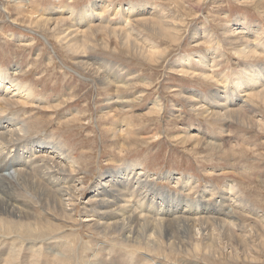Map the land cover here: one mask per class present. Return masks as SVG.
<instances>
[{
    "label": "rangeland",
    "instance_id": "1",
    "mask_svg": "<svg viewBox=\"0 0 264 264\" xmlns=\"http://www.w3.org/2000/svg\"><path fill=\"white\" fill-rule=\"evenodd\" d=\"M15 2L20 6L24 4L28 6V10L25 9L26 15L31 18L37 15L57 18L59 10H54V14L50 13L51 8L56 6H68L74 12H79L85 6L102 2L110 5L111 9L109 8V12L100 14L96 11L94 15L101 16L105 20V24L106 22L110 23L111 29L97 30L93 26L90 27L89 24L74 27L81 35L86 34L85 36L91 40L90 44L93 45L89 44L92 48L88 45L87 48L84 47L74 53L67 49L62 39L59 40L56 37L57 33L61 34L67 27L69 29L67 32L74 31V28L72 30L69 28L74 24L72 20L74 18L63 15L67 17L66 23H61L63 25L60 24L56 31H45L42 26L37 27L38 24L34 26L25 23L27 20L21 19L22 11L19 13L18 5ZM130 7H133L132 9L137 12L143 11L144 8L147 10V12L143 11L137 19H151L147 13L156 11L162 12L172 21L175 19L179 33L173 40L174 42L162 37L163 34L159 31L151 30L150 21L141 25L132 22L134 20L128 19L127 15V17L124 16L123 12L129 11ZM235 19H241L246 26L252 25L255 37H264V0H59V2L57 0H0V67L11 76V79L16 78L23 86L29 87V91L31 94L33 93L31 95L33 97L30 98L35 103L24 104L25 106L18 103L17 106L9 107L7 112L8 114L15 113V116L23 114V117L20 118L25 123L27 121V124L30 123L28 126L32 131L29 129L30 133L25 134L24 146L25 144L29 145L33 138H37V141L44 139V142H59V144L61 143L60 147L65 150L64 156L70 157L75 162L76 170L71 173L70 178L67 173L62 175L61 172H57L58 177H61L62 186L66 188L75 185L74 189L76 190L73 191H76L78 197L80 196L79 202L75 201L74 203L71 222H64L61 217L57 221L65 233L63 236L67 237L62 242L64 245L65 241L71 242L70 251L72 250L71 255L75 258L71 260L70 264H81L83 255L91 254L90 252L94 249L103 250L108 245L111 246L107 239L98 236L94 229H91L93 227L85 226L83 222L86 219L82 215L83 204L85 205L87 199L90 198L93 192L92 188L97 184V178L101 174L115 172L123 167L129 168L131 164L139 166V171L148 175V180L152 184L140 194L139 201L142 204L140 203V207L137 209L140 213L157 215V208L162 200H167L169 193H179L192 205L186 211L181 208L184 211V217L207 216L211 207L206 209L194 206V204L198 202L211 205L212 202L213 204L218 202L227 191L225 185H231L234 186L240 199L245 201L246 205L249 204L254 213L262 217L264 223V127L259 129L255 123L256 121L264 123V104L251 98L245 111L240 110L228 121L227 119L219 121L212 117L201 119L202 117L197 116L190 107L188 108V104L183 99V94L189 90L195 91L199 96L208 95L210 91H232L225 90L226 88L233 89L229 82L233 79L231 72L234 71V68L236 69L235 66L239 62L244 61V59L236 57L234 52L236 45L233 44L230 49V46L223 44L221 52L225 59L218 58L216 63H219V66L212 70V74L219 81L223 80V77L229 78L227 83L216 85L195 76H181L177 72V68L175 70L174 67H171L180 57L188 56V54L191 57L192 65H196L192 58L194 52L206 49L214 51L217 48L213 45L211 47L210 45H197L191 37L193 32L201 34L202 29H208L216 38L218 37V40L222 41L221 33L225 27H237L234 26ZM96 23L98 24V21ZM125 24L130 25L132 33L129 34L127 30L125 31ZM113 30H117L115 35L111 32ZM124 34H129V36ZM254 36L250 38L251 41L255 38ZM124 43L128 47H124ZM151 43L158 47L160 51L158 57L149 58L142 53L143 46ZM260 56L263 57V60L250 63L255 66L263 65L264 53ZM79 62L82 66L79 65ZM245 63L248 64V61ZM97 70L99 71L97 72ZM108 75L109 78L114 77L117 80L124 78L125 84L115 85L117 88L105 85L103 78ZM120 103L127 108L124 110L118 108L116 104ZM155 103H160L159 110L156 109ZM235 116L237 118L233 119ZM252 116L255 119V124L249 121ZM238 119L239 122H237ZM127 124L131 125V129ZM126 129L130 131V134L123 133ZM189 134L194 137L193 140L190 139L191 143L181 140ZM46 135L51 137V140L43 138ZM205 142L210 145L215 144L216 147H208L210 145ZM44 147L37 150L35 148V150L45 153L47 147ZM10 149L11 147L1 150V152L6 154ZM42 153L40 156L37 155L39 160L43 158ZM51 159L56 167L64 164L62 158ZM50 164L51 162H49ZM31 169L36 168L32 166ZM28 170H30V166ZM165 174L177 178L178 181H181V178L193 179L195 188L190 194L185 191L180 192L178 185L159 178ZM65 183L67 184L65 185ZM81 185L83 186L82 195L80 191L77 192V188H81ZM206 187L208 189L203 194L202 190ZM211 187L215 193L211 199L213 201H210L206 195ZM115 200V198L110 199L112 202ZM150 201L152 202L150 203ZM131 202L134 205L136 201L131 199ZM213 204L212 206H215ZM87 208L89 210V207ZM38 211L42 212L36 210V212ZM179 213L181 211L178 209H169L167 213H164V217L173 220L177 215H180ZM237 218L236 224L238 223L242 235L248 237L249 245L260 250L258 255L249 257L250 259L246 261L242 255L238 260L229 258L226 256L228 254L226 252H223L224 255L221 256L214 253L207 254L209 256L204 255L206 254L205 245L209 244L212 238H214V243H223L228 239L230 244V238L225 236L226 231L223 229L221 232V228L214 225H211V230L208 231L209 234H214L213 237H208V241H205L208 239L205 238L207 231L202 228L205 239L202 237L201 251L196 254L197 252H192L194 242L190 236L197 228H194L192 232L189 225L178 223L179 227L176 223H169L165 225L167 228L165 226L163 228L164 237L166 235L163 239L167 242V238H169L170 243L174 242L175 245H178H176L177 247H166L170 250L168 253H171V248H176V253L172 254L171 264H179V257L184 258L187 264H264V247L262 249L259 238L250 231L252 226H259L258 221L250 215ZM182 225L183 227H181ZM2 227L4 228L5 225L0 227L1 236L6 237L4 232H10V235L14 233L9 238L10 241L13 239L12 244L18 246L16 249L23 251L24 246H27L30 241H34L25 239L24 237L27 236H25L24 230L17 226L15 227L18 228V231L14 227L4 231ZM16 235L27 240V243L16 239ZM35 236L36 234L31 238L36 239ZM69 236L70 238H68ZM2 240L1 237L0 248ZM180 242H183L182 246ZM11 243H8L7 246H11ZM40 243L42 244H38V246L44 252L45 242ZM129 245L133 248L144 247V244L143 246H137L134 243ZM53 246L55 251L62 248ZM8 251L9 248L0 257V260H3L0 261V264H45V258L35 253V257L38 256L37 260L32 257V252H29L31 257L26 253L24 256L25 254L21 252L23 255L19 254L20 256L15 257V260L13 258V261L7 262L9 257L11 258L10 251ZM239 251L241 252V250ZM139 252L143 253V251ZM192 253L193 255H191ZM147 256L153 258L154 255ZM124 259L123 263L120 260L121 264H128V260L124 262ZM50 260V264L54 263L53 259ZM250 260L252 261L250 262ZM107 261L113 262L114 258L107 259ZM153 261H155L154 258ZM157 262L159 261L157 260ZM151 264L155 263L151 262Z\"/></svg>",
    "mask_w": 264,
    "mask_h": 264
},
{
    "label": "bare ground",
    "instance_id": "2",
    "mask_svg": "<svg viewBox=\"0 0 264 264\" xmlns=\"http://www.w3.org/2000/svg\"><path fill=\"white\" fill-rule=\"evenodd\" d=\"M57 1L59 2V0ZM15 4L18 5L17 7L19 8V13L22 11L21 19L27 20V22L25 21L23 22L32 24L34 26H37L38 24L37 27L42 26L45 31H49V30H52L51 32L56 31L61 23L63 24L66 23L67 17L66 16L64 17L63 15H68V17L74 18L72 19L74 24L72 25L70 24L71 26L69 25L70 26L69 28L71 30L74 27L82 26L83 24H89L90 27L93 26L97 30L111 29L110 23L106 22L105 24L104 22L105 20H103L101 16H98V14H96L97 16L94 15L96 11H98V13L100 14V13H106L107 11L109 12V10L111 9L110 5L103 4L102 2L101 4H98V2H96L93 3L92 5L85 6L81 8L79 12H74V10L68 6L53 7L51 8L50 13L53 12L54 10H59V12L56 11L57 18L44 17V15L41 16L37 15L36 17L31 18L26 15L27 14L26 10H28L27 8H29L28 6H26L25 4L20 6L16 2ZM132 8L133 7H130L129 11L123 12L124 16L126 15L128 16V17L126 16L128 19L134 20L132 22L142 25V23L146 24L148 23V21H150L151 22L150 25L152 28L151 30H153L154 32L159 31L161 34H163V35L160 34L162 37H165L171 41L175 40L176 36H178L179 29L177 23L175 22V19L172 21L171 19H169V17L162 14V12L160 13L159 11H156L155 13L154 12L147 13L148 15H150L149 18L151 19L148 20L144 18L137 19L141 16V13H143V11L147 12V10L144 8L143 11L137 12L134 11V9ZM54 12L52 14H54ZM168 20H171L172 22ZM97 21L98 24L96 23ZM126 21L130 22L128 20ZM243 22L244 21H242L241 19L240 20L235 19L234 26L237 27L235 28L230 26L225 27V29L221 33L222 41L218 40L217 39L218 37L216 38V36L208 29H202L201 34H198L197 32H193L191 37L197 45L200 46L210 45V47L211 45H213L214 47L217 48L214 51L206 49L204 51L201 50L199 52H194L193 54L194 56L192 55V58L194 59V64L196 65H192L191 57L188 54L189 57L188 56L180 57L179 60L177 62H174L173 65L171 66L174 67L175 70L177 68V72L181 74V76H186V77L195 76L201 80H205L217 85L218 83H223V82L227 83L229 81V78L227 77L226 78L223 77V80L219 78L221 80L219 81L217 80L216 76L212 74V70L218 68L219 66V63L217 64L216 60L221 57L224 58L223 53L221 52L223 48V44H225L226 46H230V49H232L233 44L236 45L234 50L236 57H238L239 59H244L243 62H239V64L235 66L237 70L234 68V71L231 72L233 79L229 82L232 84L233 89L226 88L225 90H232V91L229 92L210 91L208 95L199 96L195 91L189 90L187 91V93L183 94L184 95L183 99L188 104V108L190 107V109L194 113H196L197 116H200V118L202 117L201 119L212 117L219 121L226 119L228 121L232 115L238 114L240 110L245 111L248 108L249 105L248 102H251V98L257 99L264 104V64L255 66L254 64L250 63L253 61L263 60V57H261L260 54L264 53V37L262 38H258L257 36L255 37L254 35L256 34L255 31L252 29V25L248 24L246 26L245 22L244 23ZM94 23H96V26H94ZM128 24H125L127 26V27L125 26V31L127 30L130 34L132 29H130V25ZM67 30H69L68 27L67 29H64V31L61 34L57 33L56 37L59 40L62 39V41L65 42L64 44L67 47V49H69V51L71 50L74 53L79 52V50H82V48L84 47L87 48V46L91 43V40L85 36L86 34H84V36L81 35L78 32V29L74 28V31H72L71 33H69L70 31L67 32ZM111 32L113 35H115L117 30L116 31L113 30ZM129 34L127 35L124 34V35L128 37ZM253 36L255 38H253V40L251 41L250 38H252ZM104 44L106 45V43ZM90 45L89 47L92 48L93 45L92 46ZM123 46L128 47L126 46L125 43ZM143 47L144 48L142 49V53L146 54L147 57L149 58H153L155 56L158 57V54L160 53L158 47H156L152 43L148 45L146 44ZM246 61H248V64L245 63ZM80 64L81 62H79V65ZM98 71L99 70H97V72ZM14 79H11V76L7 74V72L4 69L0 67V227L4 224L5 227L7 226V228L2 227V229H4V231H8L9 229L11 230L13 227L16 228L15 226H17L20 229L24 230L25 236H27L24 237L25 239L34 240V241H30L27 246L23 247V251H22L20 249H16L18 246L16 247L15 244L11 243L13 239L10 241L9 237L12 236L14 233L10 235V232H4L6 237L0 235V238L1 237L3 238L2 240L3 242L0 248V257H2L3 253L9 248V251L11 253L9 251L8 252L9 255L11 254L10 256L12 259L9 257V259L11 260L8 259L7 262L13 261V258L15 260V257H17L19 254L20 255L22 254L21 252H23L24 254L26 253L27 255L29 254L28 256L31 257L30 256L31 253L29 252H32L33 254L31 255H33L32 256L33 258L35 257L34 255L35 253L39 254L42 258H45V264H50L51 261L50 259H53L52 261L54 263L52 264L55 263L70 264L72 263L71 260L72 259L74 260L75 258L73 257V255H71L72 250L70 251L71 246H69L71 242L65 241L66 244L64 245V242L62 241L64 238L67 237L63 236L64 232L61 230L62 227H60V225L57 224V221L60 219L59 217H61L64 222H69V221L71 222V218L73 216L72 211H73L74 203L75 201L79 202L80 196L78 197L75 193L76 191L75 192L73 191L76 190L74 189L75 185L66 188L62 186L61 177L60 178L58 177L57 172H61L62 175L63 173H67L69 177L70 175H72L71 173L74 172V170H76L75 162L73 159H70V157L68 158L67 156H64L65 150H63V148L60 147L61 143L59 144V142L58 143H56L55 141L44 142L43 141L44 139L43 140L40 139L39 141H37L36 140L37 138H33L31 139L30 143L28 141L29 145L25 144L24 146L25 139L23 138L25 137V134L30 133V130L32 131V129L29 128L30 126H28V124L30 125V123L27 124L28 122L27 120H26L27 122L25 123V121L22 120V118H20L23 117V114L20 116L16 114L15 116V113L8 114L7 111L9 110V107L15 106L18 103L20 105L33 103V99L31 100L30 98L33 97L31 96L33 93L31 94V92L29 91V87L27 85L23 86L20 82L17 81L18 79L16 78ZM123 80L124 78L121 80H117L114 77L109 78L108 75L107 77L103 78V83L105 85L115 86L120 83L125 84L124 83L125 80L124 82ZM181 94H179L180 97ZM240 95L244 97H241ZM156 103L154 105H156V109L159 110V108H161L160 103L159 104ZM39 104L41 103L39 102ZM116 105L121 110L127 108L125 105H122L121 103ZM234 118L237 117L235 116L233 117V119ZM254 120L255 119L253 116L249 118V121H251V123L252 122L254 123ZM237 122H239V119ZM255 123L257 124L256 126L259 127V129H263L264 127L263 122L256 121ZM127 125L128 128L131 129V125L129 124ZM123 133L128 135L130 134V131L126 129L125 131H123ZM189 136L186 135V137L184 136L181 140L184 141H190V139L193 140L194 138L193 135L189 134ZM43 138H48V140H51V137L49 136L47 137V135ZM14 142H17L18 144L13 145L12 143ZM189 143H191V141ZM42 146L47 147L46 152L45 153L44 152L42 153V151L36 152V150L40 149ZM10 147H11L10 151L7 152L6 154L4 153L5 155L1 152V150L3 151L4 149ZM208 147L215 148L216 145L211 144ZM41 153L43 154L42 156L44 160L43 158L42 159L40 158L41 160L37 158V155L40 156ZM56 157L59 159L62 158L63 160L62 163H64L62 164V166H57L58 168L55 166L54 161L51 159ZM49 162H51L53 167L50 166L51 164L49 165ZM29 166H30V170H28ZM32 166H35L36 169H31ZM138 167L139 166L135 164H131L129 168L123 167L121 169L116 170L115 172H106L104 174H101V176L97 178L98 182L93 186L92 188L93 192L90 198L88 197L89 199H87V202L85 201L86 202L85 205L83 204L84 208L82 210V215L86 219L83 223L87 228L93 227L91 229H94L95 233H97L98 236L107 239L111 243V246L108 245L107 247L103 248V250L94 249L93 251L90 252L91 254L83 255L84 258L81 264H121V261L124 258H126L124 259L125 260L124 262L128 260V264H151V262H154L155 264H171L172 254L176 253V248H171L173 253L172 251L171 253L170 252L168 253V251L170 250L166 247H177L178 245L176 244L177 245L176 246L174 242L170 243L169 238H167L168 239L167 242H165V240L163 239L164 237L163 228L165 225L169 223H173V224L181 223V224L189 225L190 226L189 228L192 229V232L194 228H197L196 231L193 232L192 236H190L192 237L193 239L192 241L194 242V245L192 244L193 245L192 252H197L196 254H198V252L201 251L200 241L202 240V237L205 234L203 233L204 231H207V237L205 238H208V237H213L214 235L208 233L209 229L211 230L210 228L211 225L221 228V232L224 229L223 231H226L225 236L230 238L229 239L230 244L228 243L229 242L228 239L223 243H214V238H212L210 240V243L205 245L204 250L206 254L204 255H207L209 253L212 254L214 253V254H218V256H221L223 252H226L228 254L225 255L228 256L229 258H234L235 260L236 259L238 260L240 255H242L244 261H246L250 259L249 257H255L256 255H258L259 254L258 251H260L257 248L251 247L249 245L250 242L248 237L242 235L238 223L236 224V221L238 220L237 217L239 216L244 217L246 215L254 216V218H256V220L258 221L259 226L258 227L252 226L251 227L252 230L250 231H252V234L255 233V235L259 238V244L263 249L264 223L262 221V217L254 213V211L251 210L249 204L246 205L244 203L245 201H242L240 199L238 194L235 192L234 186L231 185H225V190H227L225 195L221 197V199L218 202L214 204L212 202V204L215 206H212V204L210 205L209 203L203 204L196 202L194 204V206H198L206 209L207 207H211L212 209H210V212L207 216L201 215L195 217L194 216L184 217L183 216L184 211H186V209L191 207L192 205L189 200L183 199L181 196L182 194L179 193L177 194L169 193L168 195L169 198L165 201L162 200L160 206L157 208L158 210L157 215L155 216L145 215L143 213H140L137 210L139 209L141 203V201H139L140 194L143 190L148 188L151 183L148 180V175L145 174L146 175L145 176L143 173H141ZM55 168L57 169L55 170ZM103 175H105V177H103ZM159 178L162 180L172 182L175 185H178L180 192L185 191L190 194V192H192V190L195 188L194 180L190 178H181V181H178L177 178L175 179V177H172L171 175L168 174L161 175ZM66 184L67 183H65V185ZM82 187L83 186L81 185V188L80 187L79 189L77 188V192L80 191V194L82 192L81 191ZM206 189L208 188L206 187L202 190L203 194ZM213 192L214 189L211 187L207 192L208 194H206L210 198L209 199L210 201H213L211 200L215 195V193ZM114 198L116 199L114 202L110 201V199H114ZM131 199H134L136 201L134 205L131 202ZM151 202L152 201H150V203ZM176 202H177V206H176ZM87 207H89V210ZM168 208L176 209V210L178 209L179 211H181V213H179L180 215H177V217L174 218L173 220L166 219L164 217L165 216L164 213H167V210H169ZM181 208L184 209V211H182ZM36 210H41L42 212L40 211L36 212ZM216 212L218 213L215 214ZM181 227H183V225ZM202 228H205V230ZM17 229L18 228H16V230ZM177 229L179 228L177 227ZM141 230L143 231L141 232ZM35 234H36L35 236L36 239L35 238L32 239L31 237ZM68 238H70V236ZM16 239H21L20 241L22 242L26 241L27 243V240H23L21 236L16 235ZM208 240L209 238L205 241ZM6 241H10V242L5 243ZM43 241L45 242V244L43 245L45 247L44 252H42L41 247L38 246V244H42L40 242ZM8 243H11L14 246L11 247L12 245L11 246L9 245L10 246L9 247L7 246ZM130 243L131 244L134 243L137 246H141V245L143 246L144 244V247L133 248L132 246L129 245ZM182 243L180 244L181 246ZM53 245L61 246L62 248L58 249V251H55ZM65 247L67 248L65 249ZM239 250H241V252ZM139 251H143V253L142 252L140 253ZM26 254L24 256H26ZM149 254L154 255L153 258L155 261H153L152 257L147 256ZM188 254L190 255V253ZM212 254L210 255L212 256ZM191 255H193V253ZM110 256L114 258L113 262L107 261V259L111 260L112 257ZM37 257H35V259ZM22 258L24 259V257ZM251 259L253 260V258ZM157 260L159 262H157ZM178 260L180 261L179 264H187L186 260L182 257H179ZM252 260H250V262Z\"/></svg>",
    "mask_w": 264,
    "mask_h": 264
}]
</instances>
